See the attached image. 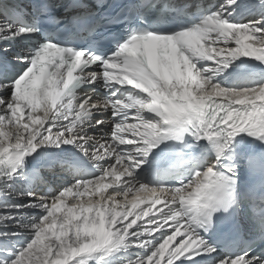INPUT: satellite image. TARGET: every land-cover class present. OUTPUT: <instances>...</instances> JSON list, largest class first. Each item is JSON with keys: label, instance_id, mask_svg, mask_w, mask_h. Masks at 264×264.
Wrapping results in <instances>:
<instances>
[{"label": "snow or ice", "instance_id": "1", "mask_svg": "<svg viewBox=\"0 0 264 264\" xmlns=\"http://www.w3.org/2000/svg\"><path fill=\"white\" fill-rule=\"evenodd\" d=\"M0 264H264V0H0Z\"/></svg>", "mask_w": 264, "mask_h": 264}]
</instances>
